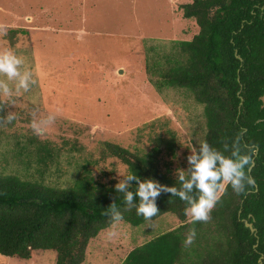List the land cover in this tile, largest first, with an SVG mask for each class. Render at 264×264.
<instances>
[{
    "label": "rangeland",
    "instance_id": "1",
    "mask_svg": "<svg viewBox=\"0 0 264 264\" xmlns=\"http://www.w3.org/2000/svg\"><path fill=\"white\" fill-rule=\"evenodd\" d=\"M192 1L0 0L7 29L0 48L22 57L35 81L28 92L0 98V117L16 116L0 122V174L38 178L43 144L54 156L42 175L61 187L83 176L115 186L128 171L105 143L142 153L157 145L163 173L177 178L186 170L205 135L203 106L186 90L160 88L159 75L180 59L178 43L198 33L180 9ZM49 114L54 124L37 136L31 121ZM169 139L173 154L162 142ZM107 230L90 242L84 264H119L132 248L128 224H115L111 240ZM0 264H55V253L28 261L0 256Z\"/></svg>",
    "mask_w": 264,
    "mask_h": 264
},
{
    "label": "trees",
    "instance_id": "2",
    "mask_svg": "<svg viewBox=\"0 0 264 264\" xmlns=\"http://www.w3.org/2000/svg\"><path fill=\"white\" fill-rule=\"evenodd\" d=\"M180 9L198 33L178 43L180 59L160 73L159 87L186 90L203 106L201 142L220 151L227 145L224 154L230 155L239 140L242 154L251 156L246 172L254 183L239 194L229 185L210 220L195 224L185 215V202L162 193L158 214L148 221L124 204L115 186L86 176L69 187L46 181L42 168L54 154L39 145L38 178L0 174V256L28 261L52 251L55 264H84L90 242L112 226L105 211L114 201L123 215L120 223L128 224L133 236L119 264H264V0H193ZM162 142L173 154L174 141ZM104 147L141 180L180 187L177 178L161 171L159 146L145 153L111 143ZM192 228L197 235L186 247Z\"/></svg>",
    "mask_w": 264,
    "mask_h": 264
},
{
    "label": "clouds",
    "instance_id": "3",
    "mask_svg": "<svg viewBox=\"0 0 264 264\" xmlns=\"http://www.w3.org/2000/svg\"><path fill=\"white\" fill-rule=\"evenodd\" d=\"M7 35V29L0 25V36ZM24 60L11 49L0 48V98L11 99L12 97L28 92L35 81L32 73L23 68ZM16 118L13 112L0 117V122L11 123ZM55 115L49 114L44 117H34L30 127L34 134L42 136L55 122ZM217 150L206 141L201 142L199 148L193 147L187 156L188 168L177 170V180L180 187H166L154 179L141 180L135 173L120 174L123 177L115 185V191L123 194V202L129 208H135L137 215L150 221L158 214L156 200L162 193H169L171 197H178L186 203L185 215L190 217V222H208L210 213L219 202L221 196L230 185L237 194L245 190L246 185L254 183L247 174L246 168L250 166L251 156L242 154L240 142L237 139L230 155ZM127 168V166H124ZM132 182L135 183V191ZM138 201V202H137ZM105 215L110 218L114 227L123 221V215L113 201ZM110 227L106 231V238L111 240L118 233ZM196 230L189 229L184 245L191 246L196 238Z\"/></svg>",
    "mask_w": 264,
    "mask_h": 264
},
{
    "label": "water",
    "instance_id": "4",
    "mask_svg": "<svg viewBox=\"0 0 264 264\" xmlns=\"http://www.w3.org/2000/svg\"><path fill=\"white\" fill-rule=\"evenodd\" d=\"M238 57V56H237ZM244 225L246 228H248L250 230V232L253 235H256V229L252 226V224L248 223V222H244Z\"/></svg>",
    "mask_w": 264,
    "mask_h": 264
}]
</instances>
